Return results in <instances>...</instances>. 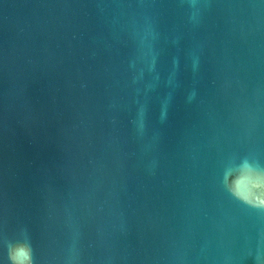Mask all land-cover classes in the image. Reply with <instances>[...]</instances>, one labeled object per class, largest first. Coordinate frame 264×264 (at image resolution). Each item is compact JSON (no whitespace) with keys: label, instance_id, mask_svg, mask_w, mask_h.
Segmentation results:
<instances>
[{"label":"water","instance_id":"1","mask_svg":"<svg viewBox=\"0 0 264 264\" xmlns=\"http://www.w3.org/2000/svg\"><path fill=\"white\" fill-rule=\"evenodd\" d=\"M0 264H264V0H0Z\"/></svg>","mask_w":264,"mask_h":264}]
</instances>
